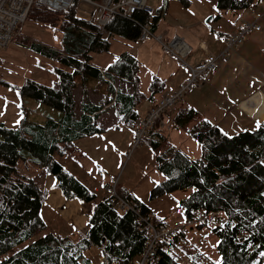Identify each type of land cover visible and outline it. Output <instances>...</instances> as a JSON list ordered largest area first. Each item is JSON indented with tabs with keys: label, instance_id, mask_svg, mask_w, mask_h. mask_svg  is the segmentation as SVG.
<instances>
[{
	"label": "trees",
	"instance_id": "1",
	"mask_svg": "<svg viewBox=\"0 0 264 264\" xmlns=\"http://www.w3.org/2000/svg\"><path fill=\"white\" fill-rule=\"evenodd\" d=\"M177 1L188 6L190 0ZM255 1L217 0L216 8L234 10ZM162 6L151 12L135 10L129 16L114 14L101 27L93 17L78 15L77 1L65 10H53L38 1L30 5L26 19L47 27L53 36L59 32L60 37L56 43H45L17 36L21 45L53 61L41 66L55 75L53 83L25 77L21 84H14L0 75V85L14 90L20 112L13 125L0 121V264H105L99 256L106 264H130L143 253L147 237L138 214L115 208V198L108 202L112 194L97 197L55 154L67 153L80 137L102 134L107 127L96 120L102 111L112 109L116 115L110 126L131 128L138 117L137 106L163 89V81L153 74L147 90L140 89V62L128 50L104 67L90 61L92 52L108 51L116 35L136 40L144 24L152 31ZM195 115V109L188 107L174 119L179 122L182 116L192 119ZM186 129L199 143V155L191 157L171 143L160 146L153 161L161 179L150 195L191 188L178 200L184 219L202 211L214 214L211 221L193 224L200 227L214 221L219 259L211 264H264V119L252 130L231 134L206 119ZM151 131L143 139H149L154 150L158 139H152ZM18 159L43 166L65 198L90 203L86 231H44L40 207L47 188L21 172ZM115 190L140 215L153 213L154 222L165 224L162 216L128 189ZM185 235L178 230L159 240L155 264H181L175 254L180 258L176 248ZM92 247L98 249L96 259L85 254Z\"/></svg>",
	"mask_w": 264,
	"mask_h": 264
},
{
	"label": "crops",
	"instance_id": "2",
	"mask_svg": "<svg viewBox=\"0 0 264 264\" xmlns=\"http://www.w3.org/2000/svg\"><path fill=\"white\" fill-rule=\"evenodd\" d=\"M216 2L217 0H198V5L212 6V9L210 7L204 9L202 16L200 13L188 11L192 0L189 1L188 6L179 2L181 19L184 21L183 26L180 29L178 27L171 29L168 26L155 32V29H158L157 22L152 32L161 35L164 40H169L174 36L182 38L190 46L187 60L193 64L221 51L228 33L242 22H255L260 28L252 30L239 47L227 52L225 58L218 62L217 68L208 72L197 86L184 93L181 100L167 110L162 121L149 133L152 139L156 141L158 139V143L154 150L149 149L147 152L149 160L147 166L152 176L148 178L146 188L161 179V174L155 168L153 161L154 152L160 146L171 143L187 154H191L188 145L192 143V137L186 128L196 120L206 119L222 131L231 134L240 130H252L264 119V2L256 0L247 7L234 10H218ZM165 13L166 8L161 17H164ZM206 15H211L212 22L205 30L201 26V19ZM185 29V32L180 31ZM162 50L163 53L160 54L162 62L158 72L154 75L163 81L164 87L152 99H148L150 103L145 107L144 113L162 93L176 89L188 73L186 68L178 66V59L174 54ZM188 107L195 109L196 115L192 119L182 116L179 122H176L174 119L176 113ZM105 111L100 112L96 120ZM138 116H140L139 113ZM110 124L112 122L103 119L102 125L107 128L102 134L87 135L76 139L74 146L59 158L69 171L83 184L94 189L97 197L100 198L110 195V181L113 177H117L116 173L122 160L121 154L124 156L131 139L130 128L123 146L117 150L113 149L103 136L111 128H115ZM156 131L161 133L160 136L163 138H157ZM39 171V175H29L40 186L47 188V194L40 207V214L49 230L61 234L86 231L91 210L90 203L81 202L76 198H65L60 189L55 186V177L42 169ZM29 172L34 173V171ZM80 172L85 173L86 176L82 177ZM119 180L117 188H126L134 196L144 200L125 185H121ZM99 258L103 257L99 256Z\"/></svg>",
	"mask_w": 264,
	"mask_h": 264
},
{
	"label": "rangeland",
	"instance_id": "3",
	"mask_svg": "<svg viewBox=\"0 0 264 264\" xmlns=\"http://www.w3.org/2000/svg\"><path fill=\"white\" fill-rule=\"evenodd\" d=\"M92 1L93 2H89L87 0L77 1L78 15L85 18L93 17L96 20L95 11L97 10L98 13L99 10L103 11L107 9L106 0ZM95 1H97L99 5L98 3L96 5H93ZM167 2L169 3H167L166 13L164 17H160L158 21V29H155V32H158L162 28L168 26H170L171 29L172 27H178L180 29L183 26L182 22L184 21L181 19V7L179 2L177 0H168ZM197 2L198 0H192L188 11H191L192 13L197 12V14L200 13L202 16L204 9H208V7L212 9V6H209V4H205L203 6L198 5ZM147 3L152 8V11H154L156 7L163 4V0H147ZM197 8L199 9L197 10ZM115 10L117 9H112V11L114 12ZM209 16L211 15H206L201 19V26L205 28V30L209 28V23L212 22L211 19L206 22L204 21ZM19 31L20 34L28 36L30 37V39H38L45 43H56L57 38L60 37L59 32H55V36H53L54 33H51L47 27L28 19H25V21L20 25ZM180 31L185 32L186 29ZM154 36H157V33L146 36V39H141L139 37L136 40H129L122 36L116 35L110 39V47L108 51L92 52L90 61L97 66L104 67L109 62H111L118 53L123 50H128L130 53L135 55L140 62V89L145 91L147 90V85L150 80L151 73L153 75L154 73H157L159 65L162 62V57L160 54L163 53V48L161 47L160 42ZM162 40L164 39L162 38ZM188 54L185 56L187 62ZM36 61L37 64H35ZM52 62V60L41 56L33 52L31 49L21 45L18 42V38L13 37L12 41L7 46L0 48V75L14 84H21L25 77H30L45 84L53 83L52 80L55 78V75L52 72H49L48 70L41 67L50 66ZM39 64L41 65L39 66ZM177 64L178 66L180 65L179 61ZM179 86L180 85H178L177 88H179ZM180 100L181 98L179 100H176L171 107H173ZM149 103V100L145 99L137 106V110L140 116H144L149 110L148 109L144 113L145 107ZM18 105L19 102L14 90L0 85V121L6 123L7 125L15 124L20 115ZM46 108V110L49 111V108ZM103 119H107V122H114L116 121V115L111 109L102 113L101 117H98V123L102 124ZM129 132V126L121 125L115 128H111L110 131L103 136H105V141L113 149L116 148L117 150L119 147L123 146V142L125 141V138L129 134ZM145 136H143V138ZM143 138L141 143H139L134 148L130 149V146L127 147V157L121 154L122 160L116 173L117 177H113V180H115V193V189L117 188V181L120 178L119 183L121 185H125L132 192L137 193L141 198H143V201H145L151 207L153 212L164 218V221L167 225H172L178 220H185L183 210L180 207L178 200L180 197L189 193L191 188L175 189L171 192H166L157 196L150 195V190L153 184L149 188H146L148 178L152 176V172L147 166L149 161L147 152L151 148L149 140L144 141L146 139ZM191 141L192 143L188 145V149L190 150L191 154H188L191 157H196L200 153L198 152L200 151L199 143L193 138L191 139ZM55 157L60 158L61 155L55 154ZM16 166L21 172L27 175H39L40 169L46 171L43 166L23 159H18ZM28 170L34 171V173L29 172ZM80 173H82V177L86 176L85 173ZM110 187L112 188L111 185ZM115 199L116 201L120 202V204H122V201L124 200L117 193ZM128 204L131 205L130 203ZM191 226L194 225L192 224ZM191 226H187L182 230L186 233V235L184 240L179 243V247L176 248L177 252L180 253V258L175 254V258L177 259V261H179L181 264H211V262L218 261L219 257L215 250L217 236L212 231L214 221L200 227L194 226L191 228ZM48 230L49 227L46 226L44 231ZM85 254L96 259L98 256V249L92 247L89 250H85ZM101 260L106 264V260H104V258Z\"/></svg>",
	"mask_w": 264,
	"mask_h": 264
},
{
	"label": "built area",
	"instance_id": "4",
	"mask_svg": "<svg viewBox=\"0 0 264 264\" xmlns=\"http://www.w3.org/2000/svg\"><path fill=\"white\" fill-rule=\"evenodd\" d=\"M35 1H38L53 10H65L74 1L80 0H0V48L7 46L13 37L20 34L19 27L25 21L30 5ZM87 1L93 2L92 0ZM97 3L98 2L95 1L93 5H96ZM106 6V10H99L98 13L97 10L95 11L97 23L101 27H103L114 14L129 16L130 13L139 9L147 12L152 11L147 0H106ZM113 8L117 10L114 12L112 11ZM259 28L260 26L255 22H242V24L233 29L226 36L225 45L221 52L217 55L199 60L194 64L188 63L185 57L190 51V46L178 36H174L167 41L162 40L160 35L154 36L160 42L165 51H169L177 57L180 66L186 68L188 73L186 78L180 83L179 88H176L171 92L163 93L144 116H138L135 119L132 124V136L129 145L130 149L141 143L143 136L162 121L164 113L176 100H179L184 93L197 86L202 79L205 78L208 72L215 70L218 66L219 60L224 59L227 52L239 47L252 30H258ZM150 34L153 33L148 29V26L146 24L142 25L139 37L144 39ZM124 156H128L127 151L124 153ZM114 185L115 180H112L111 194L113 197L109 198L108 202L113 200L116 196ZM122 202L123 203L120 204V202L117 201L115 208L128 209L137 213L139 220L142 223V228L146 230L147 237V244L143 253L135 262H131L130 264H155L158 260V255L154 254V251L159 240L178 230H183L188 225L202 221H211L215 217L211 212L202 211L188 220H178L172 225H167L154 222L152 220L153 213L145 216L140 215L138 209L129 205L125 200Z\"/></svg>",
	"mask_w": 264,
	"mask_h": 264
},
{
	"label": "water",
	"instance_id": "5",
	"mask_svg": "<svg viewBox=\"0 0 264 264\" xmlns=\"http://www.w3.org/2000/svg\"><path fill=\"white\" fill-rule=\"evenodd\" d=\"M166 4H167V0H163V6H162V12L164 13V10L166 8ZM211 16H209L207 19H205L204 21H208L210 19Z\"/></svg>",
	"mask_w": 264,
	"mask_h": 264
},
{
	"label": "snow or ice",
	"instance_id": "6",
	"mask_svg": "<svg viewBox=\"0 0 264 264\" xmlns=\"http://www.w3.org/2000/svg\"><path fill=\"white\" fill-rule=\"evenodd\" d=\"M261 255H264V253H262Z\"/></svg>",
	"mask_w": 264,
	"mask_h": 264
},
{
	"label": "bare ground",
	"instance_id": "7",
	"mask_svg": "<svg viewBox=\"0 0 264 264\" xmlns=\"http://www.w3.org/2000/svg\"><path fill=\"white\" fill-rule=\"evenodd\" d=\"M148 29H149V27H148Z\"/></svg>",
	"mask_w": 264,
	"mask_h": 264
}]
</instances>
